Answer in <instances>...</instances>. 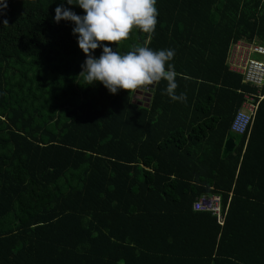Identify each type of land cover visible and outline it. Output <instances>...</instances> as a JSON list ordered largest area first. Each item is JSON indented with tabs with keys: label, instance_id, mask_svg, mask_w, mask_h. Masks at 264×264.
<instances>
[{
	"label": "trees",
	"instance_id": "16d2710c",
	"mask_svg": "<svg viewBox=\"0 0 264 264\" xmlns=\"http://www.w3.org/2000/svg\"><path fill=\"white\" fill-rule=\"evenodd\" d=\"M0 3V264H264V95L232 130L255 87L224 62L230 40L264 44V0H156L154 33L102 42L174 50L183 102L164 80L87 85L74 23L54 22L78 5ZM207 191L221 224L190 206Z\"/></svg>",
	"mask_w": 264,
	"mask_h": 264
},
{
	"label": "clouds",
	"instance_id": "9594fccd",
	"mask_svg": "<svg viewBox=\"0 0 264 264\" xmlns=\"http://www.w3.org/2000/svg\"><path fill=\"white\" fill-rule=\"evenodd\" d=\"M67 3L78 5L85 14L77 15L61 4L54 10V22L66 20L74 23L72 34L78 35V47L86 56L79 75L87 85L100 82L111 94L121 89L137 93L164 80L167 82L166 94L172 101L186 100L184 93L176 94L178 74L174 65L169 63L174 58V50L154 51L136 45L121 54L102 43L117 44L127 40L133 30L154 33L158 16L156 0H67ZM6 7V3H0V8ZM3 23L7 24V21ZM99 47H102V54L96 58L92 52ZM238 108L239 105L236 110Z\"/></svg>",
	"mask_w": 264,
	"mask_h": 264
},
{
	"label": "built area",
	"instance_id": "2783aa9c",
	"mask_svg": "<svg viewBox=\"0 0 264 264\" xmlns=\"http://www.w3.org/2000/svg\"><path fill=\"white\" fill-rule=\"evenodd\" d=\"M224 62L228 69L240 73L242 81L255 87L254 92L242 93L243 99L230 120L229 127L240 132L249 123L258 99L264 95V90H260L264 78V44L236 38L227 46ZM190 206L193 210L209 211L217 223H222L226 203L221 207L218 193L201 192L191 200Z\"/></svg>",
	"mask_w": 264,
	"mask_h": 264
},
{
	"label": "water",
	"instance_id": "95a60500",
	"mask_svg": "<svg viewBox=\"0 0 264 264\" xmlns=\"http://www.w3.org/2000/svg\"><path fill=\"white\" fill-rule=\"evenodd\" d=\"M232 140L228 136L226 137L222 142V148H221V154H223L227 149H229L232 146Z\"/></svg>",
	"mask_w": 264,
	"mask_h": 264
}]
</instances>
